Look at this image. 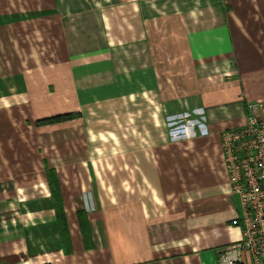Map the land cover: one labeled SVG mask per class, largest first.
I'll list each match as a JSON object with an SVG mask.
<instances>
[{
    "label": "crops",
    "instance_id": "1",
    "mask_svg": "<svg viewBox=\"0 0 264 264\" xmlns=\"http://www.w3.org/2000/svg\"><path fill=\"white\" fill-rule=\"evenodd\" d=\"M47 79L74 108L32 127ZM251 102L264 0H0V264H217L240 238L220 133Z\"/></svg>",
    "mask_w": 264,
    "mask_h": 264
},
{
    "label": "built area",
    "instance_id": "2",
    "mask_svg": "<svg viewBox=\"0 0 264 264\" xmlns=\"http://www.w3.org/2000/svg\"><path fill=\"white\" fill-rule=\"evenodd\" d=\"M248 104L246 121L220 133L230 194L239 200L240 238L219 250L217 264H264V117Z\"/></svg>",
    "mask_w": 264,
    "mask_h": 264
},
{
    "label": "rangeland",
    "instance_id": "3",
    "mask_svg": "<svg viewBox=\"0 0 264 264\" xmlns=\"http://www.w3.org/2000/svg\"><path fill=\"white\" fill-rule=\"evenodd\" d=\"M53 69H49L48 70V68H47V71H46V73H49V75H51V77L53 78L54 77V74H55V72L54 71H52ZM31 77H32V79H31V81H35L34 80V77H33V74H31ZM47 81H48V79L46 80V83H45V88H44V86H40L39 87V90H41V92H42V89H44V94L46 95V100H47V103H39L40 105H42L44 108H43V110H45L46 111V117H44V119H47V118H53V117H57V116H65V115H68V113H62V114H55L56 112H60V111H68L69 109H73L74 108V104H73V102H71V101H69L68 100V102H62V103H53V98H54V96H55V93H56V91L54 90V89H50V87L49 86H47L48 84H47ZM47 84V85H46ZM17 105V106H16ZM29 104L28 103H25V104H23V103H17V104H15V108H14V113H15V115L16 116H18L19 117V119H18V123L19 122H21V123H23V125H24V127H27L28 128V126L30 125V123H29V121L27 120V119H25V114H26V112H25V108L27 109V106H28ZM35 105H37V104H31V106L34 108V106ZM34 110H35V108H34ZM55 114V115H54ZM70 117H71V115H69L68 117H65L64 119L63 118H59V119H52V120H50V121H45V122H42V121H40V120H42V119H39V120H36L35 122H34V120L32 121V120H30V122L32 123L31 125H32V127L35 125V126H37V124H39V125H45V124H52V123H56V122H58V121H65V120H67V119H70ZM43 119V120H44ZM184 123H185V120H184ZM174 129H176L175 127H174ZM52 130V129H51ZM176 131V130H175ZM31 132V134H32V131H30ZM52 133L53 131H49V132H47L46 131V133L48 134V133ZM176 134V133H175ZM178 134V133H177ZM126 139L125 140H127V139H129L130 137L129 136H126L125 137ZM28 141V140H27ZM31 141V140H30ZM45 156L47 157V158H53V157H56L57 156V154H59L58 153V151L57 150H55L53 147H50L51 145H52V143H50V142H52V141H48V138H46L45 140ZM110 143H112V146H110V145H108V144H104L105 145V149L104 150H101V151H99V152H97V154H95V158H103V157H108V154H111V155H116L117 154V143H118V140H117V137L115 138V141L114 140H112ZM64 156V155H63ZM235 197V196H234ZM235 199H236V201H235V204H236V206H237V209H239L240 208V205H239V200H238V198H236L235 197Z\"/></svg>",
    "mask_w": 264,
    "mask_h": 264
},
{
    "label": "trees",
    "instance_id": "4",
    "mask_svg": "<svg viewBox=\"0 0 264 264\" xmlns=\"http://www.w3.org/2000/svg\"><path fill=\"white\" fill-rule=\"evenodd\" d=\"M69 115H65V116H57V117H53V118H47V119H44V120H40V121H42V122H45V121H50V120H52V119H61V118H65V117H68Z\"/></svg>",
    "mask_w": 264,
    "mask_h": 264
}]
</instances>
